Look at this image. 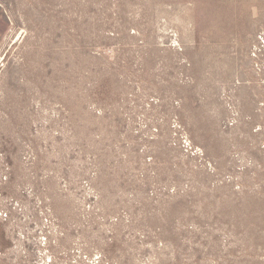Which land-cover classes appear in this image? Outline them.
<instances>
[{"label":"rangeland","instance_id":"rangeland-1","mask_svg":"<svg viewBox=\"0 0 264 264\" xmlns=\"http://www.w3.org/2000/svg\"><path fill=\"white\" fill-rule=\"evenodd\" d=\"M0 264H264V0H0Z\"/></svg>","mask_w":264,"mask_h":264}]
</instances>
